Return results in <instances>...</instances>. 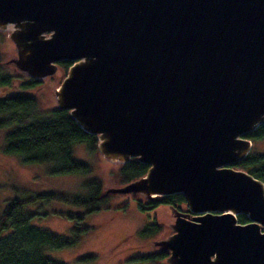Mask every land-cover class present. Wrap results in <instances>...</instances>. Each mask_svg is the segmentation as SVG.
Returning <instances> with one entry per match:
<instances>
[{
  "label": "water",
  "instance_id": "water-1",
  "mask_svg": "<svg viewBox=\"0 0 264 264\" xmlns=\"http://www.w3.org/2000/svg\"><path fill=\"white\" fill-rule=\"evenodd\" d=\"M1 31L31 79L72 61L58 109L106 160L149 166L105 196L184 197L154 241L167 264H264V183L233 167L264 126V0H0Z\"/></svg>",
  "mask_w": 264,
  "mask_h": 264
},
{
  "label": "trees",
  "instance_id": "trees-1",
  "mask_svg": "<svg viewBox=\"0 0 264 264\" xmlns=\"http://www.w3.org/2000/svg\"><path fill=\"white\" fill-rule=\"evenodd\" d=\"M0 54V88L13 87L15 81L19 86L32 88L40 82L26 79L25 76L5 71ZM72 61L60 63L61 69L67 71ZM25 78V79H23ZM10 127L4 136L2 153L8 156H18L25 164L49 163L51 173L55 175L89 174L90 165L73 156L72 148L75 144H85L90 151L97 150V138L85 132L70 116L69 111L55 107L41 112L38 102L31 95H12L0 98V129ZM244 137L253 142L264 140V126H259ZM235 169L244 170L264 183V154L255 153L254 149L242 161L233 165ZM149 166L132 158L129 163L121 165L120 175L122 185H126L143 177ZM82 188L85 195H71L56 190L46 194H25L9 201L0 212V264H65L51 259L47 252L74 246L91 228H74L72 237L54 233L48 229L32 224L36 212L27 206L38 200H57L66 204L85 207L88 213L102 209L109 196L104 195L101 181L84 182ZM141 210H155L161 206L181 209L186 205L181 194L162 196L155 200L137 198ZM188 211V210H187ZM83 219L80 215H72ZM238 222L245 224V215H238ZM162 233V226L156 219L138 231L143 239H154ZM168 253L156 250L152 253L132 257L131 261L142 263L167 264Z\"/></svg>",
  "mask_w": 264,
  "mask_h": 264
},
{
  "label": "rangeland",
  "instance_id": "rangeland-1",
  "mask_svg": "<svg viewBox=\"0 0 264 264\" xmlns=\"http://www.w3.org/2000/svg\"><path fill=\"white\" fill-rule=\"evenodd\" d=\"M0 54L7 73L22 75L29 79L14 70L11 64H7L16 54L8 32H0ZM67 72L68 70L64 71L59 67L56 75L40 80V83L32 88L19 86L20 81H15L13 87L0 88V98L31 95L36 98L39 110L46 112L57 107L54 91L67 76ZM10 129V127L0 129V212L9 201L25 194H46L60 190L71 195H85L87 192L82 188V184L91 180L101 181L105 190L123 186L121 164L106 160L98 151H90L85 144H75L72 148L74 158L92 168V171L85 175H55L51 173L52 166L49 163L25 164L18 156L5 155L2 153V146L4 136ZM252 143L255 153L264 154V140ZM107 196L109 197L102 209L92 213H88L85 207L57 200L47 202L38 200L27 206L37 213L32 219V224L54 233L72 237L74 228H91V231L82 235L74 246L51 250L47 252L48 257L65 264H156L130 259L158 250L154 246V241L172 234L170 224L175 218L171 206L141 210L137 198L147 200L142 196L118 193ZM178 210L187 212V205ZM72 215H80L83 219L71 218ZM155 219L162 226V233L150 240L139 237L138 231Z\"/></svg>",
  "mask_w": 264,
  "mask_h": 264
},
{
  "label": "flooded vegetation",
  "instance_id": "flooded-vegetation-1",
  "mask_svg": "<svg viewBox=\"0 0 264 264\" xmlns=\"http://www.w3.org/2000/svg\"><path fill=\"white\" fill-rule=\"evenodd\" d=\"M189 211H187L186 213H188ZM190 213V212H189Z\"/></svg>",
  "mask_w": 264,
  "mask_h": 264
}]
</instances>
